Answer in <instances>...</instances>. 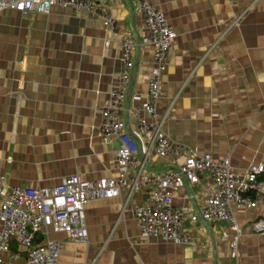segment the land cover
Returning a JSON list of instances; mask_svg holds the SVG:
<instances>
[{"label": "crops", "instance_id": "obj_1", "mask_svg": "<svg viewBox=\"0 0 264 264\" xmlns=\"http://www.w3.org/2000/svg\"><path fill=\"white\" fill-rule=\"evenodd\" d=\"M96 1L119 23L118 38L87 12L58 6L45 15L0 12V175L8 186L50 188L72 175L86 181L117 175L119 144L99 134L101 107L120 72L117 40L139 43L123 116L130 133L132 109L145 99L152 49L140 45L146 30L136 0ZM149 1L176 34L156 103L158 115L168 111L167 137L215 161L228 158L238 173L264 162V0ZM148 166L153 175L168 169L156 155ZM210 185L206 176L200 186L187 185L174 195L175 207L199 210ZM147 191L90 200L86 244L49 234L62 243L58 264H264V235L250 228L264 220V193L254 209L233 206L241 234L231 259L229 238L220 237L225 224L186 219L183 229L195 247L144 241L133 210Z\"/></svg>", "mask_w": 264, "mask_h": 264}, {"label": "built area", "instance_id": "obj_2", "mask_svg": "<svg viewBox=\"0 0 264 264\" xmlns=\"http://www.w3.org/2000/svg\"><path fill=\"white\" fill-rule=\"evenodd\" d=\"M53 6L73 13H91L114 38L120 35L119 23L96 0H0V12L12 10L24 15H45ZM135 10L146 30L140 45L152 49L145 99L132 109L135 126L130 133L123 116L139 43L122 36L117 40L120 50L117 86L108 94L100 115V136L106 143L115 139L119 144L113 155L117 175L96 181L72 175L53 187L37 189L8 186L0 175V264H58L62 243L50 239V233H63L74 243L86 244L85 207L90 200L116 198L122 191L130 199L147 188L146 200L133 210L144 241L195 247L183 229L186 219L191 223L225 224L227 228L221 230L220 237L224 241L229 238V256L236 259L241 229L232 209L257 206L264 193V162L251 164L238 173L228 158L215 161L211 154H198L167 137L164 125L168 111L158 115L156 103L176 34L163 12L149 0H136ZM109 42L106 40L104 46ZM151 155L165 161L168 169L151 174L148 166ZM203 176L210 179L211 185L202 191L199 210L175 207L174 195L187 185L200 186ZM250 228L264 235V220L253 222Z\"/></svg>", "mask_w": 264, "mask_h": 264}, {"label": "water", "instance_id": "obj_3", "mask_svg": "<svg viewBox=\"0 0 264 264\" xmlns=\"http://www.w3.org/2000/svg\"><path fill=\"white\" fill-rule=\"evenodd\" d=\"M138 43V41H136Z\"/></svg>", "mask_w": 264, "mask_h": 264}]
</instances>
